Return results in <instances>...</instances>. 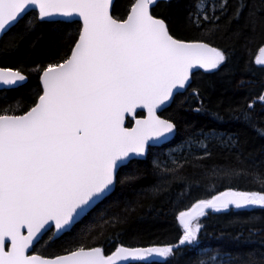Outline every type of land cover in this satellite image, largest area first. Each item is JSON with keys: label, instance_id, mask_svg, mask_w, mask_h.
<instances>
[{"label": "snow or ice", "instance_id": "6c2138e0", "mask_svg": "<svg viewBox=\"0 0 264 264\" xmlns=\"http://www.w3.org/2000/svg\"><path fill=\"white\" fill-rule=\"evenodd\" d=\"M169 2L128 0L126 14L114 15V0H0V34L6 35L32 10L35 15L26 21L24 34L50 24L62 36L58 58L47 64L32 69L23 62L0 67L3 86H20L28 80L26 72H34L39 79L24 109H0V264H127L152 257L178 261L184 248L201 247L199 234L205 227L201 218L209 215L208 210L264 209V171L240 167L244 161L238 138L201 129L153 159L157 176L153 193L166 194L179 181L190 195L192 185L199 184L197 172L204 179L229 181L249 175L261 184V191L227 187L210 198L195 200L176 215L181 228L176 243L127 247L117 242V232L115 238L106 237L115 243L110 254L102 246L83 242L74 243L63 254H29L53 225L49 240L71 232L110 198L117 184L138 178L136 169L121 177L122 166L175 136L178 122L158 113L180 89L191 88L192 98L202 99L200 89L192 88L194 68L219 71L230 62L226 48L205 42L221 30L222 19L227 17L225 31L237 23L232 30L235 41L260 42L254 62L264 68V0H195L189 23L204 29L195 40L177 37L167 18L154 13L155 7ZM77 19L76 31L63 32L61 26ZM8 43L18 47V42ZM246 83L251 82L241 81L239 86ZM258 87L264 89V82ZM258 102L264 108V91L237 110V119L252 124ZM137 109H145L147 115L136 118ZM129 116L135 123L126 127ZM216 146L237 152L235 162L208 167L206 161ZM260 167L264 168V161ZM118 207L119 202L112 200L98 211L89 231L96 229L103 236L126 224L129 217L114 211ZM129 211L126 207L125 213ZM201 257L196 264H236L230 254L220 251L203 249Z\"/></svg>", "mask_w": 264, "mask_h": 264}, {"label": "trees", "instance_id": "16d2710c", "mask_svg": "<svg viewBox=\"0 0 264 264\" xmlns=\"http://www.w3.org/2000/svg\"><path fill=\"white\" fill-rule=\"evenodd\" d=\"M195 0H170L165 5L161 3L153 9L154 13L166 17L172 32L179 38L195 40L204 34V29H197L189 23V14L193 12ZM234 0H230L233 3ZM258 3V0H249ZM128 0H115L113 14L125 15ZM35 15L29 11L24 17L10 28L0 43V67H17L21 62L27 69L36 64H47L58 58L60 50L57 44L61 41L60 33L53 31L50 24H41L33 31L24 34L26 21ZM227 17L220 21L221 30L211 39L206 40L213 47L226 48L231 54L230 62L219 71L210 73L195 72L192 74V88H199L202 99H193L192 89L179 93L175 99L161 113L162 118L172 117L178 122V131L172 140L160 147H152L144 159H134L131 164L122 166L121 177L136 169V180L117 184L110 198L100 204L98 208L81 219L71 232L59 237L52 236L50 231L42 239L32 253L52 256L63 254L64 249L74 243H86L90 246H102L106 254L115 248V243L106 240V237L115 238L119 232L117 242L127 247H149L164 243H176L181 234V228L176 220L179 211L190 207L197 199L210 198L217 192L232 187L237 191H261V184L249 175H242L232 180H217L209 177L204 179L200 172L196 173L199 184H193L191 194L182 186L181 182L174 183L169 191L154 194L152 189L157 183L152 161L166 150L176 147L191 133L215 130L219 133L230 134L238 138L244 161L240 167L249 171H264L260 167L264 161V108L258 102L253 111L252 124L246 123L239 116L238 109L246 108L247 104L260 91L258 85L264 82V68L255 64L256 50L259 41H249L241 38L235 41L232 30L238 25L234 21L228 31L224 30ZM239 23H243L241 20ZM79 22L63 25V32H74ZM246 35L248 33L246 32ZM10 41L18 42L13 48ZM28 80L20 86L0 90V109L19 107L24 109L31 103L39 86L38 76L34 72H26ZM246 83L240 87V82ZM186 101V102H185ZM202 108V111H195ZM141 112L136 116H142ZM132 120L127 121L130 126ZM199 155L200 153H196ZM237 152L226 151L223 146L212 149L211 159L206 161L208 167L223 165L230 161L235 162ZM189 176L193 169H187ZM116 200L119 207L114 211L121 215H128V222L110 229L102 236L96 229L89 231L91 219L108 203ZM130 211L125 213V208ZM209 211L207 217H202L205 225L200 235V248H184L179 260L133 262L129 264H196L201 259V251L208 249L230 254L236 264H264V209H235L230 208L219 213ZM107 218V217H106ZM255 230V231H253Z\"/></svg>", "mask_w": 264, "mask_h": 264}, {"label": "water", "instance_id": "95a60500", "mask_svg": "<svg viewBox=\"0 0 264 264\" xmlns=\"http://www.w3.org/2000/svg\"><path fill=\"white\" fill-rule=\"evenodd\" d=\"M114 2H115V0H114ZM29 11H32V10H29ZM28 11V12H29ZM27 12V13H28ZM26 13V14H27ZM77 22H78V19H77ZM0 35H2L3 36V34H0ZM211 46V45H210ZM198 71H201V72H205V73H210V72H206L205 70H203V69H200V68H194L193 70H192V74L193 73H195V72H198ZM213 72V71H212ZM192 78V77H191ZM13 87H15V86H13ZM13 87H9V86H3V85H0V90H2V89H11V88H13ZM182 92H184V90H182V89H180V90H178V92H177V94H179V93H182ZM168 105H166L159 113H158V115H160V113L167 107ZM139 112H141L143 115L142 116H136V118H143V117H145L146 115H147V111L145 110V109H137V113H139ZM137 113H136V115H137ZM128 120H132V123H131V125L130 126H127V121ZM134 123H135V120L134 119H132V117L131 116H129L128 118H127V120H126V123H125V126L126 127H131V126H133L134 125ZM171 140H172V138H171ZM170 140V141H171ZM169 141V142H170ZM166 143H168V142H165V143H163V144H161V145H156V146H153V147H160V146H162V145H164V144H166ZM146 157V156H145ZM145 157H137V158H134V159H144ZM26 231V230H25ZM52 231H55V229H54V225H53V229H52ZM59 236H61V235H58V236H56V237H59ZM29 254H35V253H32V252H30ZM162 259H164V258H159V257H152V258H150L149 260L150 261H159V260H162ZM149 260H147V261H149ZM133 262H146V261H129V262H127V264H129V263H133Z\"/></svg>", "mask_w": 264, "mask_h": 264}, {"label": "rangeland", "instance_id": "374dc122", "mask_svg": "<svg viewBox=\"0 0 264 264\" xmlns=\"http://www.w3.org/2000/svg\"><path fill=\"white\" fill-rule=\"evenodd\" d=\"M177 147V146H176ZM176 147H174V148H176ZM170 149H172V148H170ZM170 149L169 150H166L164 153H168L169 151H170Z\"/></svg>", "mask_w": 264, "mask_h": 264}]
</instances>
